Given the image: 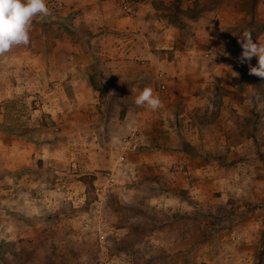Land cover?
<instances>
[{
  "label": "rangeland",
  "instance_id": "1",
  "mask_svg": "<svg viewBox=\"0 0 264 264\" xmlns=\"http://www.w3.org/2000/svg\"><path fill=\"white\" fill-rule=\"evenodd\" d=\"M153 1L160 15L178 26L173 45L185 71L179 75L205 80L209 72L213 86L200 90L213 91L216 105L239 104L234 114L244 122L242 139L236 141L241 147L231 152L226 144L217 152L220 156H214L224 162L214 160L213 183H200L189 195L181 190L184 201L175 213L165 212L157 206L164 201L161 190L169 177L187 168L132 161L143 148L140 134L125 130L124 101L117 95L111 100L98 73L93 79L101 92L99 115L95 104V110L79 107L85 104L79 96L91 93L84 82L58 86L45 79V68L29 77V67L14 60L20 54L16 49H21L15 46L0 56L6 130L22 148L32 146L27 161L30 158L34 166L24 170L36 163L44 168L37 185L26 182L22 187L41 190L47 200L36 205L26 195L19 217L4 227L0 223V264H264V78L249 72V66H257L256 57L240 62L238 43L250 30L253 40L264 44V0ZM47 3L50 15L35 22L42 27L48 18H61L62 5ZM75 16L64 19L62 29L46 34L44 43L63 42L52 38L55 31L78 42ZM171 49L166 51L173 58ZM61 98L70 105L63 115L56 110ZM6 155L8 151H0V165ZM177 180L182 185L181 176ZM0 181L8 179L2 174ZM28 205L36 211L27 210Z\"/></svg>",
  "mask_w": 264,
  "mask_h": 264
},
{
  "label": "crops",
  "instance_id": "2",
  "mask_svg": "<svg viewBox=\"0 0 264 264\" xmlns=\"http://www.w3.org/2000/svg\"><path fill=\"white\" fill-rule=\"evenodd\" d=\"M55 2L62 5L59 11L61 18H48L42 27L35 23L41 17H34L30 42L28 45H21L20 50L15 48L20 54L18 56L16 54L14 60L19 66L29 67L32 72L29 77L38 76L35 69L45 68L47 71L45 79L55 80L58 86L62 83L84 82L86 88L92 90L90 89L91 93L86 91L79 96L85 100V104L79 107L91 106L95 110L96 105V112L99 115L102 109L101 92L94 87L96 82L93 79V73H98L97 77L108 85L109 92L112 93L111 100L117 95L124 101L122 123L125 130H138L140 134L139 146L143 148L138 150L136 158L132 161L141 165H155L161 162L164 168L179 163L180 168H187L185 173H181L183 175L174 173L173 178L169 177L165 189L161 190L165 197H162L164 201L157 206L170 214L175 213L180 206L179 201H184L182 199L184 196L180 194L181 190H188L185 195H189L200 183L206 185L213 183L214 160L219 162L223 160L214 157L220 156L217 152L226 144H230L231 152L234 148L241 147L242 143L238 144L236 141L242 139L240 131L244 122L243 118L234 114L239 104L236 103L231 108L227 107L225 102L216 105L214 100L217 95L213 91L200 90V87L205 86V89H208V86H213V75L210 76L209 72L205 74V80L197 79L191 74L179 75L183 66L180 64L184 62L177 55L178 49L173 45L178 34V26L169 17L164 18L160 15L153 0L128 1L131 7L129 13L113 0H55ZM72 15H76L74 20H80L75 30L78 42L71 43L67 40V33L55 31L52 38L63 42L44 43L46 34L51 35L53 29H62V21L71 19ZM169 47L174 50L171 53L176 54L172 56L173 58L166 51ZM21 53H27L28 56H20ZM204 55L209 57L206 52ZM187 62L192 61L187 59ZM175 72L180 77L176 78ZM56 73L60 74V78L53 77ZM159 73L163 77L164 73L171 77L158 79ZM160 80L164 82L163 86H160ZM144 87L153 88L163 107L153 111L147 106L135 104L139 90ZM221 96L222 100L227 97ZM47 100H50V104H56L54 98L47 97ZM89 101L92 104L87 105ZM215 106L219 111L217 117L214 116ZM66 108L70 109V105L63 103L61 98L56 110L63 115ZM3 111L4 106L0 100V151L9 152V155L4 157L6 159L4 164L0 165V178L3 174L8 179L0 181L2 227L19 217L24 205L22 198L25 199L26 195L36 205L47 200L46 194L41 190L33 191L25 187L32 183L37 185L40 181L38 176L44 168L40 169L36 163L31 170H24L28 166H34L30 158V161H27L28 151L32 146L22 148L23 144L17 137L9 134ZM6 136L10 138L6 140ZM23 155H26L27 162H23L24 160L21 162L20 158ZM17 156L19 158L14 159ZM178 176L182 178V185L177 180ZM24 183L26 185L22 187ZM144 183L148 185L149 182L144 179ZM33 206L28 205L27 210L36 211Z\"/></svg>",
  "mask_w": 264,
  "mask_h": 264
},
{
  "label": "clouds",
  "instance_id": "3",
  "mask_svg": "<svg viewBox=\"0 0 264 264\" xmlns=\"http://www.w3.org/2000/svg\"><path fill=\"white\" fill-rule=\"evenodd\" d=\"M50 15L47 0H0V56L13 47L28 45L34 17ZM242 48L241 63L257 58V66H249L250 74L264 78V44L254 41L250 30H245L238 40ZM236 75V73H234ZM137 106L150 110L163 107L162 101L153 88L144 87L135 98Z\"/></svg>",
  "mask_w": 264,
  "mask_h": 264
},
{
  "label": "built area",
  "instance_id": "4",
  "mask_svg": "<svg viewBox=\"0 0 264 264\" xmlns=\"http://www.w3.org/2000/svg\"><path fill=\"white\" fill-rule=\"evenodd\" d=\"M113 1L115 2V4L120 5V7L124 9L125 12H128V13L131 12V7L129 6L128 0H113ZM159 77L160 79L162 78L161 73H159ZM160 84L161 86H163L164 82L160 80ZM110 180L112 181L113 179H110Z\"/></svg>",
  "mask_w": 264,
  "mask_h": 264
},
{
  "label": "trees",
  "instance_id": "5",
  "mask_svg": "<svg viewBox=\"0 0 264 264\" xmlns=\"http://www.w3.org/2000/svg\"><path fill=\"white\" fill-rule=\"evenodd\" d=\"M128 1H132V2H133V1H139V0H128ZM84 178H85V177H83V179H84Z\"/></svg>",
  "mask_w": 264,
  "mask_h": 264
}]
</instances>
